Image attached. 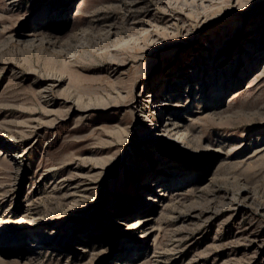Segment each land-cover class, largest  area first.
Wrapping results in <instances>:
<instances>
[{
	"label": "rangeland",
	"instance_id": "374dc122",
	"mask_svg": "<svg viewBox=\"0 0 264 264\" xmlns=\"http://www.w3.org/2000/svg\"><path fill=\"white\" fill-rule=\"evenodd\" d=\"M0 264H264V0H0Z\"/></svg>",
	"mask_w": 264,
	"mask_h": 264
},
{
	"label": "bare ground",
	"instance_id": "6f19581e",
	"mask_svg": "<svg viewBox=\"0 0 264 264\" xmlns=\"http://www.w3.org/2000/svg\"><path fill=\"white\" fill-rule=\"evenodd\" d=\"M237 92V91H236ZM235 93V92H234ZM142 100L143 99H135V101H134V103H136L137 104V106H140V103H142ZM171 107V106H170ZM169 107V108H170ZM155 108L157 109V110H159V111H163V110H166V108L165 107H162V104H157L156 106H155ZM170 111H171V109H170ZM174 120V119H173ZM171 128V124H170V122L168 123V125H167V127L165 128V130H164V133L165 132H168L167 134H163V136H165V137H167V136H170V129ZM177 127H175V128H173L172 127V130H175ZM152 170V169H151ZM156 175V174H155ZM159 176V175H158ZM158 180V179H157ZM145 186H146V184H145Z\"/></svg>",
	"mask_w": 264,
	"mask_h": 264
}]
</instances>
